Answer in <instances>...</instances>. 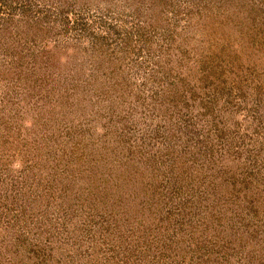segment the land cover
I'll use <instances>...</instances> for the list:
<instances>
[{
	"label": "rangeland",
	"instance_id": "obj_1",
	"mask_svg": "<svg viewBox=\"0 0 264 264\" xmlns=\"http://www.w3.org/2000/svg\"><path fill=\"white\" fill-rule=\"evenodd\" d=\"M0 264H264V0H0Z\"/></svg>",
	"mask_w": 264,
	"mask_h": 264
}]
</instances>
